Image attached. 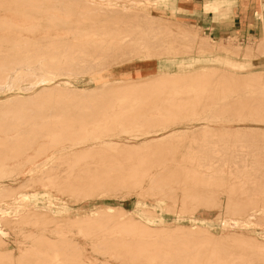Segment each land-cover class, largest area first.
I'll list each match as a JSON object with an SVG mask.
<instances>
[{
	"label": "rangeland",
	"instance_id": "obj_1",
	"mask_svg": "<svg viewBox=\"0 0 264 264\" xmlns=\"http://www.w3.org/2000/svg\"><path fill=\"white\" fill-rule=\"evenodd\" d=\"M115 3L124 7L108 9ZM0 8V35L17 37L6 48H22L31 65L55 57L66 75L51 84L72 86L30 98L48 82L25 90L35 80L23 75L0 91V100L25 98L0 103V264H264V252L245 243L264 242V25L258 38L215 42L169 21V0H0ZM50 179L84 181L89 192L74 197ZM137 201L182 236L171 243L169 228L106 219L126 211L138 219Z\"/></svg>",
	"mask_w": 264,
	"mask_h": 264
},
{
	"label": "bare ground",
	"instance_id": "obj_2",
	"mask_svg": "<svg viewBox=\"0 0 264 264\" xmlns=\"http://www.w3.org/2000/svg\"><path fill=\"white\" fill-rule=\"evenodd\" d=\"M107 6H110V8H108V9H117V7H124V6H120V5H118V4H106ZM101 6V5H100ZM103 7H106L105 5L103 6ZM7 8V7H6ZM6 8H4V9H6ZM127 9H129V7H126ZM1 9V8H0ZM3 9V8H2ZM7 11H8V9H6ZM130 10V9H129ZM10 11V10H9ZM118 11V10H117ZM122 13V12H121ZM141 13V12H140ZM142 17H143V15H142ZM154 17V16H153ZM146 18V17H145ZM161 20V19H160ZM164 22V21H163ZM1 30V29H0ZM185 33V32H184ZM183 35V34H182ZM10 38H8V37H4V36H2V35H0V72H3V71H7L8 70V74L6 75V76H1L0 75V80L2 79L3 80V83L0 81V91H1V89L3 90V88H5L6 90H13L14 88L16 89V87L18 86L19 87V82H22V79H24V78H22L23 77V75H25V77L27 78V76L29 75L31 78H33V79H31V78H27V79H31V80H35L34 82H33V84H31V85H29V86H31V87H29L28 85H27V88L25 89V90H27L28 88H30L29 90H32L33 88H35L36 86H37V84H39V83H43V82H48V84H47V86H45V87H42V88H40V90H38V91H36V92H33L31 95H29V97L30 98H32V97H34V95H36V94H39V93H46V92H49V91H52V90H54V89H61V90H63V91H65L66 92V90L68 89H70L71 90V85L72 84H69V82H68V85L69 86H71V87H67V89H66V82H67V80H63L62 82L64 83L63 85H61L60 83H56L55 85H52L51 83L53 82V80L56 78V76L58 75H66V73H64L65 72V70H63V68H64V66H63V68L61 69V71H60V67L62 66V65H64L63 64V62H61V61H58V60H56L55 59V57H53L49 62H45L46 63V65L44 64L43 65V61L44 60H38V62L35 64V65H31L30 64V62H31V58H29V57H26V56H20V52L22 51V48H10V49H8V48H6V47H9V44L10 43H16L17 42V37H13V38H11L12 40H9ZM4 41V42H3ZM260 41H261V39H260ZM259 41V42H260ZM126 42V41H125ZM124 42V43H125ZM123 43V42H122ZM145 43H146V41H145ZM200 45V44H199ZM111 47H112V45H110ZM145 46V45H144ZM201 47L200 48H202V50L204 51L205 50V52H209V51H212L213 50V48L212 47H214V46H209V45H200ZM148 47V46H147ZM110 51H111V49H110ZM132 51V50H131ZM7 52V53H6ZM112 53H113V51H111ZM118 52V51H117ZM123 52V51H122ZM129 52V51H128ZM124 53H127V52H124ZM123 53V54H124ZM142 53V52H141ZM42 54H44V55H42ZM117 54V53H116ZM132 54V53H131ZM239 54V53H238ZM122 55V54H121ZM125 55V54H124ZM128 55V54H127ZM141 55V54H140ZM249 55V53L248 52H245V53H243V56H248ZM250 55H252V54H250ZM39 56H41V57H47V53L46 52H41V53H39ZM117 56V55H116ZM12 57V58H11ZM124 57V56H123ZM249 57H251V56H249ZM8 58H10V59H8ZM118 58V57H117ZM128 58V57H127ZM243 58V57H242ZM126 59V58H125ZM6 61H9V62H6ZM84 61V60H83ZM79 62V60H75L74 61V63H78ZM7 63H9V64H7ZM98 63V61H91L90 62V64L91 65H93V67H99V66H97V65H94V64H97ZM101 65H102V63L101 62H99ZM99 64V65H100ZM224 64H226V66H228V67H230V68H232V69H239V70H244L245 69V67H246V65H236V64H234V63H224ZM4 65H6V66H4ZM61 65V66H60ZM89 66V65H88ZM247 66H248V64H247ZM22 68L23 69V73H22V75L21 74H19L18 76H16L15 75V73L16 72H18V71H14L13 69H18V68ZM19 68V69H20ZM66 68V67H65ZM90 68H92L91 66H90ZM142 69H146L147 70V66H143V67H141ZM208 68V67H207ZM206 67L203 69V72H205L204 70H208ZM18 69V70H19ZM22 69H20V70H22ZM213 69V68H212ZM211 68H209V70L211 71L212 70ZM11 70H13L14 72V76H12L11 75ZM57 70H59L60 71V73H58L57 72ZM201 70V69H200ZM208 70V71H209ZM223 70V69H222ZM64 71V72H63ZM213 71H215V69L213 70ZM219 71H221V70H219ZM46 72L48 73V72H50V74H52L51 76L49 75V76H47L46 75ZM157 72H159V73H161L162 75H163V73H168V72H166V71H162V70H159V71H157ZM216 72V71H215ZM158 73V74H159ZM231 73V72H230ZM111 74V73H110ZM179 74V76L181 75L180 73H178ZM186 74V73H185ZM205 75L206 73H201V75ZM247 74V73H246ZM245 74V75H246ZM249 74H252V73H249ZM254 74V73H253ZM113 76H114V73L112 74ZM111 75V76H112ZM156 75V74H155ZM155 75H154V77H155ZM173 75V74H172ZM175 75V74H174ZM174 75L172 76L173 78H175L174 77ZM196 75H198L199 76V74H197L196 73ZM202 75V76H203ZM233 75H235V74H233ZM243 75V74H242ZM259 75V74H258ZM260 75H262L261 73H260ZM20 76V77H19ZM102 76V75H101ZM108 76H109V74H108ZM117 76L118 77H121V78H126L127 76H128V71H127V69H125V70H123V71H121V72H119L118 74H117ZM166 76H167V74H166ZM183 77L185 76L184 75V73H183V75H182ZM197 76V77H198ZM201 76V77H202ZM232 76V75H231ZM236 76V75H235ZM241 76V75H240ZM253 76V75H252ZM196 76H195V74H194V78H195ZM204 77V76H203ZM233 77V76H232ZM237 77L238 78H240L239 76H238V74H237ZM17 78H19V80L17 79ZM20 78H21V81H20ZM102 78V77H101ZM101 78H98V76H95V77H93V79L95 80V81H100V79ZM153 78V77H152ZM157 78V77H156ZM160 78V77H159ZM159 78H157L158 80H162V78L161 79H159ZM163 78H164V76H163ZM170 78H171V76H170ZM253 78V77H252ZM186 79H188V76H187V78ZM28 80V81H29ZM31 80H30V82H31ZM52 80V81H51ZM177 80H180V79H177ZM183 80H185V78L183 79ZM5 81V82H4ZM16 81H19L18 82V84H17V82ZM27 81V80H26ZM117 81V80H116ZM138 81V80H137ZM143 81V80H142ZM141 80H140V83L142 82ZM165 81L167 82V80H164V82L163 81H160V82H162V83H165ZM171 81V80H170ZM58 82H60V81H58ZM134 82V81H133ZM172 82V81H171ZM185 82V81H184ZM183 82V83H184ZM187 82V81H186ZM26 83V82H25ZM106 83V82H105ZM135 83H137L136 81H135ZM169 82H167L166 84H168ZM179 83H181V82H179ZM183 83H181V85H183ZM166 84H163V85H166ZM171 84H173V83H171ZM175 84V83H174ZM33 85V86H32ZM40 85V84H39ZM170 85V84H169ZM17 87V88H18ZM82 87V86H81ZM183 87V86H182ZM198 87V86H197ZM200 87V86H199ZM24 88H25V86H24ZM73 88H75V87H73ZM72 88V89H73ZM82 88H85L84 86L82 87ZM92 88H94V87H92ZM178 88H180V86L178 87ZM20 89V88H19ZM23 89V88H22ZM21 89V90H22ZM174 89L175 88H173V91H174ZM199 89V88H198ZM198 89H197V91L196 92H198ZM69 90V91H70ZM75 90H77V89H75ZM80 90V93H81V91H82V89H79ZM79 90L78 91H75V93H77V92H79ZM89 90V89H88ZM90 90H94V89H90ZM89 90V91H90ZM186 90V89H185ZM193 91H195L194 89H192ZM74 91V90H73ZM86 91V90H85ZM89 91H86V92H89ZM92 91H90V92H92ZM175 91H176V89H175ZM72 92V91H71ZM176 92H178V89H177V91ZM180 92V91H179ZM178 92V93H179ZM181 92H183V91H181ZM230 92V91H229ZM234 92V91H233ZM242 92V91H241ZM209 93V92H208ZM261 93V92H260ZM207 94V93H206ZM213 94V93H212ZM211 94V95H212ZM227 94V93H226ZM237 94V93H236ZM247 94V93H246ZM203 95H205V94H203ZM223 95H224V93H223ZM222 95V96H223ZM252 95V94H251ZM191 96H193V98H196L197 97V95L196 94H193V95H191ZM190 96V97H191ZM221 96V95H220ZM250 96V95H249ZM29 99V98H28ZM27 99V100H28ZM190 99H192V97L190 98ZM221 99L224 101V98H220V101H221ZM244 99V98H243ZM254 99H256V98H254ZM258 99V98H257ZM12 100H24L25 101V98H24V96H20V95H14V96H9V97H7V98H5L4 100H0V103H7V102H10V101H12ZM229 100V99H228ZM227 100V101H228ZM245 100V99H244ZM251 100H252V98H251ZM23 101V102H24ZM201 101H203V99H201V100H198L197 99V103L199 104ZM219 100H211V102L209 103V105L210 104H212V106H213V104H215V102L217 103ZM230 101V100H229ZM264 101V100H263ZM251 102V101H250ZM202 103V102H201ZM225 103V102H224ZM231 103V102H230ZM235 103H236V101H235ZM207 104V103H206ZM234 104V103H233ZM251 104V103H250ZM201 105V104H200ZM205 105V104H204ZM225 105H227V103H225ZM241 105V104H240ZM257 105H258V103H257ZM220 106H222L221 104H220ZM220 106H219V108H220ZM234 106V105H233ZM238 106H239V104H238ZM237 106V107H238ZM42 107V106H41ZM41 107H40V109H41ZM45 107V106H44ZM211 107V106H210ZM209 107V108H210ZM226 107V106H225ZM236 107V108H237ZM264 107V106H263ZM4 108H7V107H2V109H4ZM10 108V107H9ZM8 108V109H9ZM47 108V107H46ZM45 108V109H46ZM222 108H223V106H222ZM260 108V107H259ZM33 109V108H32ZM35 109V108H34ZM38 109H39V107H38ZM49 109H51V108H49ZM255 109H257V108H255ZM262 109V108H261ZM264 109V108H263ZM219 110V109H218ZM41 111H43V110H41ZM40 110H39V112H41ZM228 111V110H227ZM256 111V110H255ZM260 111V110H259ZM258 111V112H259ZM262 111V110H261ZM216 112V111H215ZM257 111L256 112H254V114H256V113H258ZM35 113V112H34ZM42 113V112H41ZM44 113V112H43ZM244 113V112H243ZM262 114H263V112H262ZM259 115V114H258ZM258 115H256V116H258ZM261 115V114H260ZM259 115V116H260ZM209 114L208 115H205L203 118H209ZM212 116V115H211ZM214 116V115H213ZM243 116V115H242ZM215 117H216V115H215ZM250 117V116H249ZM197 118H201V116H199L198 115V117ZM211 118V117H210ZM228 118H229V116H228ZM227 118V119H228ZM260 118V117H259ZM240 119H241V117H240ZM243 119V118H242ZM254 119V118H253ZM230 120V119H229ZM257 120V119H256ZM23 141H24V139H23ZM50 182H52L53 184L54 183H59L60 185H62L61 186V189L62 190H64V191H67L68 192V194H70V195H73L74 196V194L75 193H79L80 192V190H82L83 192H85V193H88L89 192V188H88V186L85 184L86 182H84V181H77V182H75V184H71V182H64V181H62V182H58L57 180H55V179H50L49 180ZM73 187V189H72V191L73 192H70L69 191V189L70 188H72ZM63 194V193H62ZM75 197V196H74ZM85 197V196H84ZM33 201H36V200H33ZM51 203H49V205H50ZM139 205H141V206H143V208L142 209H140L138 206ZM147 204L144 202V203H142V202H140V201H137V203H136V207H135V209L133 210V212L138 216V219H134L131 215H130V213H129V211H126L127 213V215L126 216H114V215H110V216H108V217H106V219L107 220H109V221H112V222H115V223H117L118 225H120V226H132V225H134L135 223H140V222H147V223H145V224H142V225H144V226H146V227H159V228H164L163 230H168V228H169V242H171V243H174L178 238H176V236L178 237V236H182L181 234H176L175 233V229L176 228H172V227H167V226H163L162 225V223H161V220H162V218H156V219H150L148 216H147V210H145V208H144V206H146ZM33 206V205H32ZM52 207H53V205H52ZM256 207V206H255ZM151 211V210H150ZM152 212V211H151ZM152 213H154V212H152ZM90 215H92V214H90ZM89 214H88V216L86 215L85 217V219H87L89 216H90ZM252 216V215H251ZM250 216V217H251ZM144 220V221H143ZM234 222V224H238L239 222H238V220H234L233 221ZM247 223V222H246ZM157 225H159V226H157ZM140 227H142V226H140ZM172 228V229H171ZM173 234H176V236H174ZM215 237V236H214ZM70 238V237H69ZM68 238V239H69ZM71 239V238H70ZM67 240V242L68 241H70L69 243H70V245H72L73 244V242L71 243V240ZM240 239V238H239ZM238 239V240H239ZM254 239V238H253ZM64 240V239H63ZM183 240H186V238H184V236H183ZM252 240V239H251ZM257 240V239H256ZM256 240H252L251 241V244H248V242H245L248 246L250 245V247H252V248H257L258 249V251L261 253V251L262 252H264V242H260V241H256ZM65 241H66V239H65ZM73 241V240H72ZM240 241H246V240H243V239H240ZM60 242H62V239L60 240ZM64 242V241H63ZM66 242V244H68ZM76 243V242H75ZM77 244V243H76ZM181 244H182V246L184 245V244H186V242H181ZM196 244V246H199L200 244H202V242L198 245L197 243H195ZM73 245H75V244H73ZM174 245H177V244H174ZM264 254V253H263ZM179 255L180 256H186V255H191V253L190 252H183V250L181 249L180 251H179ZM194 259V258H193ZM252 264H259V263H257V262H255V261H253L252 262Z\"/></svg>",
	"mask_w": 264,
	"mask_h": 264
},
{
	"label": "crops",
	"instance_id": "obj_3",
	"mask_svg": "<svg viewBox=\"0 0 264 264\" xmlns=\"http://www.w3.org/2000/svg\"><path fill=\"white\" fill-rule=\"evenodd\" d=\"M158 2L162 5L165 0ZM169 21L196 29L215 42L254 39L263 32L264 0H169ZM258 59L263 61L264 56ZM181 61L165 59L167 63Z\"/></svg>",
	"mask_w": 264,
	"mask_h": 264
}]
</instances>
